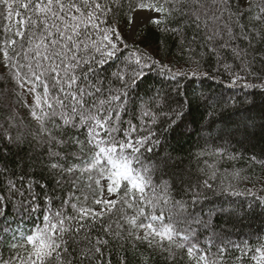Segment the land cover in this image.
Returning <instances> with one entry per match:
<instances>
[{
	"label": "snow or ice",
	"instance_id": "6c2138e0",
	"mask_svg": "<svg viewBox=\"0 0 264 264\" xmlns=\"http://www.w3.org/2000/svg\"><path fill=\"white\" fill-rule=\"evenodd\" d=\"M232 2L0 0V33H4L0 69L21 90L9 92H16L17 102L26 109L21 114L0 107V142L27 148L28 167L41 173L40 179L27 184V195L15 182L10 181L6 189L0 182V216L8 202L5 192H14L25 197L21 208L32 221L30 229L8 238L0 226V241L14 250L7 260L0 256V264H111L105 256L110 245L132 250L133 260L122 256L119 264H149L138 259L140 246L153 255L162 254L165 264H174L178 253L187 264H223L227 248L219 247L210 255V244L199 243L193 226L205 222L194 213L185 215L187 205L200 203L199 192L190 191V199L179 200L175 185L182 184V178L154 181L159 169L147 166L141 157L154 150L159 136L154 130L139 137L147 125L142 119L140 127L135 118L128 120L126 106L132 89L148 78V68L156 66L143 54L134 59L130 55V50L135 51L138 24L159 27L170 18L188 15L182 4L192 5L196 27L206 30L208 41L223 39L221 29L235 39L230 25L220 23ZM257 3L258 8L253 0H243L252 20L264 26V0ZM117 14L128 17L125 26L133 38L131 49L122 29L107 19ZM171 31L179 33L175 27ZM241 38L251 43L264 40V35L253 27ZM234 55L246 53L236 50ZM110 68L115 71L105 78ZM243 78L236 75L231 84ZM208 99L205 104L178 101V107L165 114L166 129L173 135L188 133L194 113ZM143 117L153 124L158 119L147 109ZM243 134L251 135L247 124ZM6 171L0 169V175ZM242 251L255 264H264V239L255 247L242 246Z\"/></svg>",
	"mask_w": 264,
	"mask_h": 264
},
{
	"label": "trees",
	"instance_id": "16d2710c",
	"mask_svg": "<svg viewBox=\"0 0 264 264\" xmlns=\"http://www.w3.org/2000/svg\"><path fill=\"white\" fill-rule=\"evenodd\" d=\"M253 3L259 7L257 0ZM181 7L188 15L170 18L159 27L147 24L137 33L135 51L130 50V55L134 59L143 54L154 60L156 66L148 68V78L132 89L126 106L127 119L135 118L137 127L141 126V119L147 125L139 137H146L154 130L159 136L154 150L144 152L141 157L147 166L159 169L154 173V181L182 178L184 182L175 185V197L179 200L190 199V191L199 192L200 203L187 205L185 213H194L205 222L193 225L198 229L199 243L210 244V255L219 247H226L223 264H255L254 260L243 256L242 246L255 247L264 239V127H261L264 125V40L252 39L249 43L241 37L253 27L264 35V26L252 20L243 0H233L220 23L230 25L235 39L221 29L225 33L223 39L208 41L206 30L196 27L193 6L182 4ZM107 19L122 29L127 40L125 21L128 17L117 14ZM173 27L179 29L178 34L171 31ZM129 46L131 49L133 44ZM213 48L215 51L211 50ZM236 50L246 55L236 57ZM112 71L115 69L110 68L104 77L109 78ZM236 75L244 78L232 85ZM10 88L21 91L5 70L0 69V107L9 106L22 114L26 109L17 102L16 92H9ZM206 98L210 99L194 113L188 133L173 135L166 129L165 114L176 109L178 101L183 99L185 105L188 100L205 104ZM146 109L158 117L155 124L148 117L142 118ZM245 124L251 133L249 136L243 134ZM238 131L240 134L234 135ZM28 162L27 148L16 149L0 142V169H7L0 175L2 187L6 189L10 181L15 182L27 195V184L41 178V173L29 168ZM5 195L8 202L5 214L0 216L3 236L11 237L14 232L19 236L21 230L27 231L32 226L21 208L25 197L14 192H5ZM128 211L131 214V210ZM116 215L114 211L112 216ZM97 234L102 233L97 230ZM13 251L5 241H0V256L5 260ZM105 256L111 264H119L122 256L133 260L132 250L125 252L112 245ZM138 259H147L149 264H165L162 254L153 255L145 246H140ZM174 264H187V260L178 253Z\"/></svg>",
	"mask_w": 264,
	"mask_h": 264
},
{
	"label": "rangeland",
	"instance_id": "374dc122",
	"mask_svg": "<svg viewBox=\"0 0 264 264\" xmlns=\"http://www.w3.org/2000/svg\"><path fill=\"white\" fill-rule=\"evenodd\" d=\"M160 19H162V17H160ZM147 24H138V26H137V30H136V33H135V39H136V36H137V33H138V31L142 28V27H144V26H146ZM126 34H127V40H128V43L129 44H133V38L129 35V33H128V29L126 30ZM112 199H116V197H112Z\"/></svg>",
	"mask_w": 264,
	"mask_h": 264
}]
</instances>
